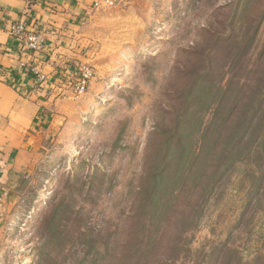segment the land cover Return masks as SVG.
I'll return each mask as SVG.
<instances>
[{
  "label": "rangeland",
  "instance_id": "rangeland-1",
  "mask_svg": "<svg viewBox=\"0 0 264 264\" xmlns=\"http://www.w3.org/2000/svg\"><path fill=\"white\" fill-rule=\"evenodd\" d=\"M79 34L76 67L91 77L84 94L54 98L43 151L0 209V264H105L129 239L140 184L166 171L179 187L176 122H190L183 144L199 136L214 103L200 90L225 84V48L264 44V0H108ZM222 171L175 264H264V145Z\"/></svg>",
  "mask_w": 264,
  "mask_h": 264
},
{
  "label": "trees",
  "instance_id": "trees-1",
  "mask_svg": "<svg viewBox=\"0 0 264 264\" xmlns=\"http://www.w3.org/2000/svg\"><path fill=\"white\" fill-rule=\"evenodd\" d=\"M249 41L240 38L236 46L225 48L222 60L228 77L223 87L215 89L210 85L200 90L204 95H212L214 103L211 117L199 136L194 133L190 143L183 144L180 127L190 122L184 119L176 122L177 148L173 154L180 155L171 177L176 176L175 184L179 187L171 185L166 171L155 179L149 178V184H140L128 216L129 239L111 247L105 264H175L183 250L182 236L185 230L195 227L200 202L210 195L225 172L222 170L248 155L254 147L264 145V44L257 54L248 56ZM166 166L170 168L165 165L164 169ZM199 166L207 169L195 176L192 169ZM180 167L187 171L177 177ZM192 174L198 181L190 187L187 178ZM184 191L191 192L192 199L184 197ZM184 199L188 205L186 212L171 215V210Z\"/></svg>",
  "mask_w": 264,
  "mask_h": 264
},
{
  "label": "crops",
  "instance_id": "crops-1",
  "mask_svg": "<svg viewBox=\"0 0 264 264\" xmlns=\"http://www.w3.org/2000/svg\"><path fill=\"white\" fill-rule=\"evenodd\" d=\"M104 1L0 0V195L4 207L15 201L16 184L43 151V137L57 122L53 107L58 82L82 60L79 32ZM17 21L43 35L40 52L28 55L8 35L9 25ZM32 68L45 77L44 82L36 80Z\"/></svg>",
  "mask_w": 264,
  "mask_h": 264
},
{
  "label": "built area",
  "instance_id": "built-area-1",
  "mask_svg": "<svg viewBox=\"0 0 264 264\" xmlns=\"http://www.w3.org/2000/svg\"><path fill=\"white\" fill-rule=\"evenodd\" d=\"M7 33L9 36L17 39L26 53L30 56L40 52L44 47L45 39L43 35L41 33L28 31L24 21H17L9 25ZM32 71L38 82H44L45 77L43 75L38 73L35 68H32ZM90 77L91 72L85 67L77 66L74 69H70L66 76H63L58 82L59 92L56 96H62L67 90L74 96L84 94ZM2 206L3 201L0 195V209Z\"/></svg>",
  "mask_w": 264,
  "mask_h": 264
}]
</instances>
